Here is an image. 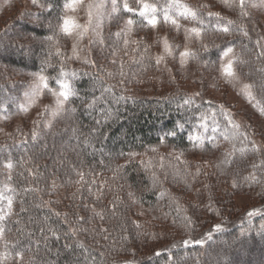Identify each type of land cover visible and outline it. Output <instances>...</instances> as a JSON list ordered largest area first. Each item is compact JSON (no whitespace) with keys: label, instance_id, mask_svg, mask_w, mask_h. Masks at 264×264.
I'll list each match as a JSON object with an SVG mask.
<instances>
[{"label":"trees","instance_id":"1","mask_svg":"<svg viewBox=\"0 0 264 264\" xmlns=\"http://www.w3.org/2000/svg\"><path fill=\"white\" fill-rule=\"evenodd\" d=\"M47 8L42 14L35 15L36 19L40 21L42 25H34L33 23H21L19 29L33 37L38 41L37 44L31 45L33 49L32 57H25L17 52L15 56L13 53L4 52L5 56H1L0 62H5L7 65H12L16 73L19 74H32L39 72L43 67L45 69L44 74L50 78L58 76L60 67V57L56 56L55 47L51 50L53 55L49 60L51 66L42 64V61L48 60L49 42L46 41L48 35L53 34V28L48 27V22L51 21L53 25L56 24L55 17L62 12V5L64 0H42ZM167 0H159V2H153L157 5V19L158 24H166L162 16L160 15V5L165 4ZM52 4V8L49 9L48 5ZM183 3V2H182ZM190 6V5H189ZM136 7V6H132ZM122 14L129 16L136 21L135 24L141 26L150 27L147 21L140 17L136 13L125 12L122 8ZM209 11L200 10V16L204 19L205 24L203 27V39L208 45V50L205 51L202 45L198 47L200 53L195 58L200 63L207 62V64L218 69L220 63L221 49L227 45L234 47V52L241 59L246 61L244 64H238L237 70L243 75V77L249 78V81L256 82L258 84L261 73L258 71L264 67V58L258 59L257 54L264 50L262 47H258L256 41L259 36L253 32L251 24L248 25L246 20L241 19L240 14L237 15V19L230 17H224L234 21L233 27H236V31H232L229 34L216 31L214 26L216 24V16H208ZM213 13V12H212ZM216 14V13H214ZM220 14V13H219ZM186 20V21H185ZM24 21V20H22ZM185 21L193 27H201L195 21L179 17L180 24ZM243 23L248 31V36H244L242 31L239 30L238 23ZM168 24V23H167ZM18 32V31H17ZM16 35V33H14ZM59 37L63 35H57ZM7 38V37H5ZM203 40V41H204ZM1 42V41H0ZM3 44V42H1ZM0 43V44H1ZM39 43V44H38ZM214 45H219L215 47ZM261 45L264 46V41L261 40ZM3 47L12 49L15 47L3 44ZM64 53V49L61 48ZM65 54V53H64ZM190 59L188 62H191ZM66 70L75 71L77 77L72 80V84L75 87L78 95L71 98L70 104L67 107H75L77 109L75 114L65 113L63 117L55 122L51 129H43L40 127L39 135L35 140L33 138L23 140L16 143H9L0 145V189L5 185L15 189V193L5 191L4 195H14L13 211L11 215L3 222L5 225V239L8 241V251L13 253L9 256V259H14V253L16 250L24 251V258L28 261L30 258L35 261V264H116L113 262L112 255L103 247H96L97 238L91 239V242L96 246L90 245V240L83 237L84 233H78L76 236H72L69 233V225L72 224L68 221L65 223V215L63 211L54 207L51 201L44 196L43 193L50 190L47 184V178L45 175H49L50 171L55 164L61 165L63 168L62 174L70 175L71 168L69 165L76 164L78 167L81 163L85 168L94 169L95 172L103 173L101 177L111 176V172L108 171L109 167H114L117 163L125 164L128 161L127 155L119 156L118 159H114L119 153H128L129 151H137L143 153L148 145H155L158 142V133L162 134V131H167L174 126L176 121L185 123V129L178 133L176 138L169 137L168 140L172 146L183 149L185 151H197V152H209L213 159L221 160L223 154L230 151L233 147L232 143L224 141L222 137L217 133V140L219 147H212L205 142V149H193L191 143L187 139L189 132L193 131V126L199 123L200 111L209 107L205 101L200 97L196 98V104H200L199 109L195 105L191 110L178 109L177 103L182 102V92H175L171 95H165L162 98H139L133 95H129L120 90L117 86L112 84L101 70L93 68L87 64L79 67L69 66L67 61L64 62ZM15 72V71H13ZM248 74L250 77H248ZM248 80V79H247ZM49 84L56 88L58 87L55 80L50 79ZM108 85H113L111 92H104V99L98 101L94 110L89 114L87 110V103L92 99L100 97L102 90ZM14 91L15 93H11ZM23 91H19V87L12 86L9 83H4L0 80V113L10 116L16 112L21 104ZM254 96L256 106H252L255 113L264 120V115L260 114L259 108L264 107V91L257 86L254 88ZM131 97L126 99H119V97ZM213 104H218L213 102ZM5 109L7 112H5ZM113 112V118L108 120L107 123L103 121L104 113L107 110ZM68 116V117H67ZM69 121L65 128L62 127V120ZM101 121L97 124L96 121ZM218 120L221 129L225 125L223 117L218 115ZM208 135L211 136V120H209ZM78 127L80 129L79 141L72 136L71 128ZM92 129H98L93 134L92 144L94 147H87L83 144L85 135H87ZM242 130L245 127L242 126ZM248 139L251 138L250 133ZM106 137V138H105ZM75 140V148L68 150L64 149V145L68 140ZM245 144L248 142L245 141ZM104 144L108 145L104 152H98L99 149H103ZM236 147H241L239 141L236 142ZM248 147H251L249 144ZM263 153L248 152L244 156H241L239 152H236L233 163L230 166H223V174L220 169H217V175L220 177L247 176L252 171V164H260ZM29 157L31 160L29 161ZM138 157L133 159L124 169V173L127 177V182L124 183L131 185L130 191L135 194V198L144 206L153 207L157 210H162L163 216L172 218L175 221H182L181 217L184 212H178L177 208H181L178 204L177 197L172 196L173 186L188 187L194 180L199 182V178L202 176L189 175L185 179L184 176L185 166L179 162L168 163L165 161V168L163 170L156 167L153 169L164 180L160 179L155 187L152 186L150 173L145 171L144 166L137 161ZM56 160L60 162H56ZM46 161H49L47 163ZM70 161V162H69ZM103 161V163H101ZM218 161V162H219ZM11 162L13 168L10 170L5 165ZM158 162V161H157ZM51 163V166H50ZM72 163V164H71ZM157 164V163H156ZM158 165V164H157ZM56 166V165H55ZM28 169H38L39 172L31 175ZM53 169V170H52ZM195 169L188 166V171ZM65 170V171H64ZM64 171V172H63ZM191 173V172H190ZM39 174H42L39 175ZM9 176L11 177L9 179ZM257 176L260 180L264 181V169H257ZM194 178V179H193ZM122 181V180H121ZM241 188L243 190L258 188L264 183H254L251 187L247 183L240 180ZM30 189L24 191V189ZM187 188V189H188ZM245 188V189H244ZM189 190V189H188ZM95 191V188H94ZM166 194L161 197V192ZM264 191V190H263ZM112 200L114 197H119L121 201L124 197L119 191L112 190ZM82 193H89L84 190ZM106 193V192H105ZM110 193V191H108ZM172 198H175V202ZM228 198V197H227ZM228 200V199H227ZM45 202H48L45 204ZM7 201H3L0 206H6ZM81 203V202H80ZM76 208L72 220L75 221L77 214H85L82 212L81 204ZM38 204H43L42 207H36ZM26 209V210H23ZM118 215L107 213V218L113 223L114 232L120 237L122 235L125 224V218L123 211L116 206ZM5 211H7L5 207ZM61 213L60 216H56L55 213ZM165 213V214H164ZM109 214V215H108ZM192 213L186 212V215L191 217ZM119 216V217H118ZM123 216V217H122ZM45 217L47 220L45 221ZM67 218V217H66ZM73 222V221H72ZM74 223V222H73ZM221 224L224 228L223 232L214 233L213 239L207 241L206 245L201 248L198 245L189 246L188 248L179 246L165 249L161 252L162 255L154 256L147 261H141L140 263H123V264H169L170 260L178 261V264H196V257H199V264H216L218 259L222 260V264H264V239L258 234L261 231V225H264V211L258 215L251 217L250 219L239 220L234 223H217ZM216 225V224H215ZM213 225L212 227L214 228ZM75 226V225H74ZM83 226V225H82ZM44 228V234L42 235L39 228ZM51 227L59 235V239L52 237L48 228ZM241 233H247L246 236H241ZM47 237V239H45ZM86 237V238H85ZM94 237V236H92ZM85 238V239H83ZM83 244V248L80 247ZM180 243L179 245H181ZM15 245V247H13ZM170 250V251H169ZM210 252L208 253V251ZM114 251H111V253ZM8 259V260H9ZM250 260V261H249Z\"/></svg>","mask_w":264,"mask_h":264},{"label":"rangeland","instance_id":"2","mask_svg":"<svg viewBox=\"0 0 264 264\" xmlns=\"http://www.w3.org/2000/svg\"><path fill=\"white\" fill-rule=\"evenodd\" d=\"M128 2L130 6L138 7L137 0H128ZM146 2L153 3L159 2V0H146ZM182 2L194 8L206 4L209 7L200 10L220 13V16L230 17L232 19H237V15H239L238 8H228L222 3V0H182ZM251 2L252 0H249V6L247 7L249 15L241 19H245L248 25L251 24L253 32H255L261 39V37H264V7H251ZM255 2L259 3V0H255ZM117 3L121 6V10L113 13L111 10V0H104L105 6L102 9L103 24L99 29L104 39V44H90V39H96L95 35L90 31L88 36H86L80 44V47L83 49L81 52L82 57L87 56L91 60L96 61L97 67L95 68L101 70L102 74L105 75L112 84L117 86L124 93L135 97L162 98L165 97V95L169 96L179 91L183 94L188 93L189 95L195 91H199L202 93L203 100H212L218 104L223 103L228 109H230L234 118L245 127L247 133H250L251 138L256 144L264 149V120L252 109L253 105L256 106L255 98L250 103L249 100L240 93L242 84L251 81H249V78L245 76L243 77V75L238 72L240 80L235 84H228L221 77L218 70L219 68L216 69L209 64L205 66V63H200L195 59L198 56L197 54L200 53L198 47L206 42L203 39V35L201 39L193 38L191 40H185L184 29L193 27L190 24H187V22H185L186 20L180 24L181 28L179 31H177L170 23L163 25L157 24L155 28L152 26L147 27L134 24L133 32L128 39L141 40L150 45L149 51L146 55L153 57V59L145 60L143 64L131 63L129 57L131 55H139V53L131 52V49L135 47V45L130 44L129 52L127 54L121 50L116 57L118 60L122 59L125 63L126 76L124 82L120 83L121 78L118 75L109 78L106 75V72H112L114 74L118 72V65L110 62L112 46H119L114 34L123 29L126 20L130 18L129 16L123 15L121 12L122 0H117ZM44 4L45 3H43L42 0H38L35 5L32 3V0H0V41L3 42L4 46L7 45L8 47L11 45L15 47V49L12 48L9 51V49L3 47V44L0 42L1 56H5L4 52L7 51L13 53L15 56L18 55L17 52H20V54L24 55L26 58L33 56L31 45L37 44L38 41L34 40L33 37L29 35H25V33L19 29V25L21 23H27L28 21V23L30 22L34 25H38L37 27L41 25L47 28V25L40 24L41 22L35 17V15L40 16L45 8H47ZM70 14L76 16L81 24L85 23L87 20L83 8L76 13ZM93 23H96L95 19L93 20ZM238 24L241 25L243 23L240 22ZM14 33H16V35ZM160 37H167L170 43L179 46L176 49L177 57L178 53L183 51L185 46H187L193 53L197 54L184 68H181L178 58H168L167 68H165L164 64L157 67L155 65L154 57L162 52L161 45L157 43V39ZM57 39L59 40V47L64 49L66 55H70L71 46L75 37L69 38L65 36H57ZM262 41H264V39H262ZM20 45H23V47L21 48ZM140 47L142 49L143 44H141ZM29 49H31V51H29ZM67 64L73 67L84 65V63L79 60H68ZM144 65H147L146 70H142ZM169 69L171 71H169ZM245 75L250 77L248 74ZM172 77H175V83L172 82ZM0 80L4 83H9L12 86L19 87V91H23L21 104L25 103L24 92L33 81L32 74L23 73L21 75L16 73V70L12 65L0 62ZM137 80H141L142 83H137ZM201 80H203V84L200 83ZM11 93L15 92L12 91ZM253 95H255L254 89ZM46 105L54 106V98L47 93L38 105L33 107L29 112L25 113L18 109L9 116V119L4 120L0 118V129L3 130L0 131V145L31 139V130L34 127L33 121L38 119V132H40V127L45 130L49 129L45 127V121L51 119V117L38 116V113H40ZM3 116L5 115L0 113V117ZM63 116L64 114L53 119L52 125L54 126L55 122L60 120ZM69 121H72L71 117L66 121L62 120L61 128H65ZM17 129H20L24 133L23 137L17 134ZM7 133H12V138H10ZM74 148L75 140L73 139H69L64 145V149L69 152ZM106 148L108 149V145L104 144L103 149H99L98 152H104ZM173 148L177 152L181 150L185 152L184 159L188 161V166L193 167V169H195V164L202 163L205 159L208 161H219L213 159L209 152L185 151L174 146H172V148L161 147L160 152L166 157L168 163H180V161L169 156V153ZM262 153L263 156L261 161H264V151H262ZM154 155L155 154L153 153H148V156H139L136 160L146 161L149 157H154ZM157 161L158 160L154 159L155 164H158ZM46 162L49 163V161ZM56 162L60 161L56 160ZM180 164L185 166L182 163ZM55 165L52 167L54 170L52 169L53 171H50L49 175H45L50 190L43 193V197L45 196L49 203L52 201L54 207H57L63 211L64 214H67L68 221L73 225L74 220H72L71 217L79 206L76 204L77 202H81L82 212L85 213L82 214V216H85L86 219L91 213L85 209V205L95 206L97 210L104 209L105 219L103 221L95 219L91 223L83 224V227L87 228L88 231L82 233H84L83 237L85 234L90 236L87 238L90 240V245L96 246L95 243H97L96 247L101 246L105 248V250L112 255L114 258L112 261L116 262V264L128 262L140 263L141 261L150 260L155 256L154 253L157 251H164L169 247L172 248L173 245H179L185 239L195 240L205 236L213 229L212 226L217 223H234L239 220L250 219L251 217H248L247 215L249 211L259 210L258 214L264 211V188H262L261 185L258 186V188L247 190H243L241 187L239 189H232L231 180L233 177L228 176L222 178L218 176V170L215 167H205L201 173L202 177L199 178V182L193 180L190 183L191 186L189 188L174 185L171 189L172 192L170 194L177 197L179 202L178 205L183 209H186L187 212L192 213V225L190 229L186 228L182 221L178 222L172 218H168L166 215L163 216L162 210L160 209L157 210L153 207L144 206L139 202L134 203L128 196L130 189H128L123 180L113 182L109 179V183L114 184L112 190L119 191V193L124 195L123 199L117 202V205L123 211V216L125 218V222H123L125 224L123 228L125 231L122 233L125 237H120V235L113 233V223L110 222L106 215L107 213H113V193L111 191L108 193V189L105 187L104 195L99 201H97L95 196L90 193H82L79 198L73 199V193L76 192V186L74 184H69L68 181L70 179L74 180L76 177L71 172L70 175L67 176L62 174L61 170L63 168L61 165ZM71 166L78 167L74 163ZM189 172L192 174L195 173L191 169ZM204 173H207V175ZM35 176L36 175L33 177ZM110 177L111 176L104 178ZM104 178L101 177L100 180ZM160 179L164 180L162 177H160ZM53 180H55L57 185L55 189L51 186ZM120 185H123V187H120ZM205 185H210V187H205ZM210 195L212 197L211 201L209 200ZM209 203L212 205L211 208L208 207ZM140 213H143V215ZM115 215H118L117 209H115ZM137 224L141 225V227L137 228ZM101 225L103 228L108 229L107 233L101 232ZM93 229H95V231H93ZM137 232L144 233L145 235L138 237ZM80 233L81 232H79V234ZM148 233L155 234L157 238L152 239L150 235H147ZM105 235H107V239L104 238ZM94 238H97L96 241H93L95 243L91 242V239ZM4 251L3 242H0V254ZM111 251L114 252L111 253ZM209 252L210 250L208 253ZM8 259L4 260L3 264H21V262L15 257L14 259L13 257L12 259ZM231 263L237 264L234 262ZM23 264H27L26 258H24Z\"/></svg>","mask_w":264,"mask_h":264},{"label":"snow or ice","instance_id":"3","mask_svg":"<svg viewBox=\"0 0 264 264\" xmlns=\"http://www.w3.org/2000/svg\"><path fill=\"white\" fill-rule=\"evenodd\" d=\"M38 0H32V3L35 5L37 4ZM222 3L228 7V8H238L239 14L241 18L247 17L249 15L247 11V7L249 6V0H222ZM138 7H132L129 5L128 0H122V8L125 12L128 13H136L140 17H143L147 24L155 28L158 24L157 19V5L153 3H148L146 0H137ZM112 5V12H119L121 10V6L118 5L117 0H111ZM43 6V5H41ZM52 4L50 3L48 5V8H52ZM104 0H64L62 5V12L60 15L56 16V24L53 25L51 21L48 22V27L53 28V34L48 35L45 39L47 42H49V52H48V60L42 61V64L51 66L49 64V60L51 59V56L53 55L52 48L55 47V55L60 57V67H59V73L58 76L50 78L49 76L44 74L45 69L42 67L39 72L32 73L33 81L28 86L27 90L24 92V98L25 103L18 105V108L22 112H29L33 107H36L38 103L43 99L45 94H49L54 98V106H44L42 111L38 113V116H49L51 119H48L45 121V127L51 129L52 128V120L56 117H59L65 113H71L75 114L77 109L75 107H66L70 104L71 98L74 96H77L78 93L75 89V87L72 84V80H74L77 77V73L75 71H69L66 70L64 67V62L68 60H79L82 61V63L87 64L93 68L97 67L96 61L91 60L87 56L82 57L81 52L83 49L80 47L81 42L83 39L88 36L89 32L91 31L96 39L89 41L90 44L92 43H98L100 45L104 44V39L102 37L101 32L99 29L102 27L103 24V13L102 9L104 8ZM251 7H264V0H259V3H256L255 0H252L250 3ZM209 6L206 4H202L199 7H192L189 6L186 3H182V0H167L165 4L160 5V15L162 16V19L165 23H170L174 28L179 31L181 28V25L179 23V17H184L185 19H191L195 21L198 25H201V27H191V28H185V40H191L193 38L195 39H201L203 32L205 31V28L203 25L205 24L204 19L200 16V9H207ZM83 8L86 13L87 20L85 23L81 24L78 21V18L74 15H71L70 13H76L78 10ZM213 15L216 16V24L214 26L216 31L222 32L224 34H229L232 31H236L237 28L233 27L234 21L230 19H226L222 16H220L219 13H212L208 12V16L212 17ZM96 20V23H93V20ZM136 23V21L132 18H128L125 22V25L123 29L120 31H117L114 35L117 38V42L119 46L113 45L111 49V55H110V62L112 64L118 65V72L112 73V72H106V75L109 78H113L114 76H119L120 83L124 82V78L126 76L125 73V63L122 59L118 60L116 57L118 56L119 52L123 50L125 54L129 52V45H135L131 49V52L133 53H139V55H131L129 57V60L131 63L136 64H143L145 60H152L153 57L146 55L149 51L150 45L147 43H144L141 40H129L128 37L133 32V26ZM239 30L242 31L244 36H248V31L245 28L243 24L239 25ZM57 35H63L65 37H75L74 42L71 46V54L66 55L64 54L60 47H59V40L57 39ZM264 39V37H261V39H258L256 41V44L258 47H262L264 49V46L261 45V40ZM157 43L161 45L162 52L154 57L155 65L159 67L161 64H164L165 68H167V61L168 58L177 59L179 61V64L181 68H184L188 61L195 57V53H193L187 46H185L183 51H180L178 53L176 49L179 47L178 45H174L170 43L167 37H160L157 39ZM141 44H143V48L141 49ZM215 47H219V45H214ZM22 48L23 45H20ZM202 47L205 51L208 50V45L202 43ZM31 51V49H29ZM257 58L261 59L264 58V50H261L257 54ZM220 63H219V72L221 77L228 83V84H235L237 81L240 80L239 73L237 71V65L238 64H244L246 61L241 59L238 55L234 52V47L232 45H227L223 49H221L220 52ZM205 66H207V62H205ZM147 65H144L142 70H146ZM169 71H171L169 69ZM261 73L260 80L258 84L256 82H249V83H243L242 87L240 88V93L245 96L249 102L251 103L252 100L255 98L253 95V89L257 86L261 89V91H264V67L260 68L258 70ZM53 79L55 80V83L58 87L53 88L49 84V80ZM137 83H142L141 80H137ZM172 82L175 83V77H172ZM195 83V82H194ZM201 84H203V80L200 81ZM113 85H108L106 88L102 90L101 96L96 97L91 100V102L87 103L86 107L91 114V111L95 109L96 104L98 101H102L104 99L103 93L104 92H111L113 89ZM179 87V86H177ZM200 97L202 98V93L199 91L193 92L191 95L188 93H184L182 96V102L177 103L178 109H186L188 111L191 110L192 106L195 105L197 109L201 107L200 104H196V98ZM131 97H124L121 96L119 99H126ZM209 105V107L205 110L200 111L199 115V123L193 126V131L189 132L187 139L192 145L193 149H205L207 141L208 144H210L212 147H219L218 140H217V133L220 137L223 138L224 141H228L232 143L233 147L230 151L223 154V158L219 162L215 161H208L204 160L202 163L195 164V173L192 174L188 171V161L184 159L185 152L179 151L177 152L174 148L169 153V156L173 159L180 161V163L185 165L184 169V176L182 179H185V182L187 183L186 177L189 175L199 176L203 172L205 167H215L217 169L221 170V173L223 174V166H230L233 163V160L235 158L236 152H239L241 156H244L248 152L259 154L264 149L254 140L248 139V134L246 130H242V125L239 123L231 113L230 109H228L223 103L219 104H213L212 100L205 101ZM255 106V105H254ZM260 114L264 115V107L259 108ZM5 112L7 110L5 109ZM113 112L109 109L104 113L103 121L107 123L108 120L113 118ZM218 115L220 117H223L225 120V125L223 129L220 127V123L218 120ZM4 120L9 119L8 115H5L3 117H0ZM209 120H211V132L213 133L211 136L208 135L209 131ZM97 124H100L101 121L97 120ZM38 124L39 119L36 121H33L34 127L31 130V136L33 140L37 138L39 135L38 132ZM185 129V123H182L180 121H176L174 123V126L167 131H162V134L158 133V142L155 145H148L143 153L137 152V151H129L128 153H119L117 157L114 159H118L119 156L127 155L128 161L125 164H119L117 163L114 167H109L108 171L111 172L110 178H104L102 180H98L97 178L102 176L103 173L95 172L94 169H88L83 166L81 163L80 167L71 166V173L76 177L74 180H69V184H74L76 186V192L73 193V199L79 198L80 195L84 190H87L90 194H93L97 201H99L102 196L104 195V189L107 187L108 191H112L114 184L109 183V179L113 182L118 180H124L125 183L127 182V177L124 173V169L127 168L128 164L131 163L133 159L139 156H148V153L155 154L154 157H149L146 161L141 160L140 163L144 166L145 171L150 173L152 186L155 187L158 183H160V177L155 169L157 166L159 169L163 170L165 168V161L166 157L160 152L161 147H169L172 148L171 143L169 142L168 138H176L178 136L179 132L184 131ZM0 131H3L0 129ZM98 131V129H92L87 135H85V138L83 140V144L87 147H94L92 144L93 134ZM17 134L24 136V133L20 130H16ZM72 136L77 138L79 141L80 137V129L78 127L71 128ZM7 135L12 138V133H7ZM106 138V137H105ZM239 141L241 144V147H236V142ZM247 141L248 143L245 144L244 142ZM251 145V147H248V145ZM29 161L31 160V157L28 158ZM154 159L158 160V165L154 163ZM103 163V161H101ZM6 168L12 169L13 164L11 162H8L5 165ZM257 169H264V161H261L260 164H252V171L247 175L243 177H239V174L236 176H233L231 180V188L232 189H239L241 187L240 180L242 179L243 182L247 183L249 187H251L254 183H264V181L260 180V178L257 176ZM29 173L31 175L38 174L39 170L36 169H28ZM207 175V173H204ZM42 176V174H39ZM11 177L9 176V179ZM52 188L55 189L57 187L55 180L52 181ZM191 186L190 184L188 185ZM120 187H123V185H120ZM129 188H131V185H128ZM205 187H210V185H205ZM95 188V191H94ZM30 189L25 188L24 191H29ZM10 192L15 193V189L9 187L8 185H5L4 188L0 189V204H2L3 201H7L6 206H0V242H3V247L5 251L0 254V264H3L4 260H7L10 255H13L10 251H8V241L5 239V225L4 221L7 219L9 215H11L13 211V200L14 195H8L5 196L4 192ZM166 194V192H161V197H163ZM129 198L133 200L134 203L138 202V200L135 198V194L132 191L128 192ZM175 202V198H172ZM212 197L209 196V200L211 201ZM119 201V197H114L112 202V211L113 215H115V209L117 206V202ZM48 202H45V204ZM43 204H38L36 207H42ZM211 203L208 204V207L211 208ZM5 207L7 211H5ZM85 209H87L91 215L89 217L78 215L76 216V219L74 221V225H69V233L72 236H76L79 232H85L88 231L87 228H84L82 225L91 223L95 219H99L100 221H103L105 219V210L100 209L97 210L95 206L92 205H85ZM26 210L22 208V211ZM178 212H184L185 214L181 217L182 222L186 228H191L192 225V218L188 215H186L187 210L177 208ZM259 210H252L247 213L248 217H252L257 215ZM143 215V213H140ZM218 214V213H217ZM56 216H60L61 213L56 212ZM65 215V223H68L67 221V214ZM47 220V217H45V221ZM137 228H140L141 225L137 224ZM40 233L44 234V228H39ZM48 231L51 233L52 237H55L56 239H59V235L57 232L52 229L51 227L48 228ZM95 231V229H93ZM224 228L221 224H216L212 230H210L205 236L198 238V239H185L182 241L181 245H173L172 247H185L188 248L189 246L198 245L199 247L203 248L207 241H210L213 239L214 233L223 232ZM101 232L107 233L108 229L103 228L101 225ZM261 236V239H264V225H261V231L258 233ZM145 235L144 233L137 232V236ZM147 235H150L152 239H156L157 236L153 233H148ZM247 233H241V236H246ZM105 239H107V235L104 236ZM47 239V237H45ZM126 239V238H125ZM15 247V245H13ZM80 247L83 248V244H80ZM170 251V250H169ZM156 256L162 255L161 252H155ZM14 257L18 259L21 264L24 262V251L23 250H16L14 253ZM27 264H35V261L33 259H29L27 261ZM94 264V262H93ZM169 264H178V261L176 260H170ZM196 264H199V257H196ZM216 264H222V260L218 259Z\"/></svg>","mask_w":264,"mask_h":264}]
</instances>
